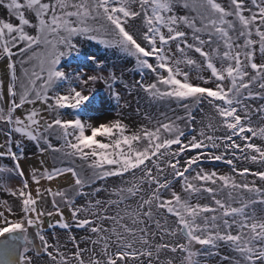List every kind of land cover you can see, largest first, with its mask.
<instances>
[{
  "label": "snow or ice",
  "instance_id": "snow-or-ice-1",
  "mask_svg": "<svg viewBox=\"0 0 264 264\" xmlns=\"http://www.w3.org/2000/svg\"><path fill=\"white\" fill-rule=\"evenodd\" d=\"M0 9L8 76L6 90L0 79L8 129L0 157L14 162L0 167V186L15 197L0 205V264H264V0H0ZM85 41L133 58L141 77L133 86L183 115L162 112L135 129L89 115L122 107L118 85H129L117 65L83 51ZM66 59L88 71L66 70ZM64 109L74 118H63ZM25 139L60 166L41 160L26 177ZM204 160L230 172L207 170ZM69 174V190L42 189ZM13 177L15 189L6 186ZM113 177L119 185L96 186ZM101 192L108 198H95ZM205 196L210 203L200 202ZM46 223L85 235L70 234L73 250H62Z\"/></svg>",
  "mask_w": 264,
  "mask_h": 264
},
{
  "label": "rangeland",
  "instance_id": "rangeland-1",
  "mask_svg": "<svg viewBox=\"0 0 264 264\" xmlns=\"http://www.w3.org/2000/svg\"><path fill=\"white\" fill-rule=\"evenodd\" d=\"M4 16V11L0 9V17ZM103 46L96 45L94 41H85L83 45V51H92L95 52L97 56L99 57H104L107 58V61L109 64H115L117 65L118 71L123 70L124 71V81L129 85L128 88H124L123 84L118 85V90L121 92L122 95V100L121 104L123 105L120 108H117L115 102H113L110 106H106V108L103 110V112H95V113H89V115L93 116H99L101 120L105 119H122L123 123L127 124L130 129H135L140 127L142 124H147L148 120L146 117H151L153 123L157 119H162V116L160 115L162 112L164 113H171L170 110L172 109V106H175V103H167V102H153L148 99V97L138 88L134 87L133 85L135 82L139 79H141L140 74L138 71L134 69L133 70H128L127 67L130 64V57H119L117 55H113L110 51L105 50ZM105 54V56H104ZM198 55V54H197ZM62 65L65 67L66 70H71V69H77V70H83V71H88V69L82 65H79L75 62H72L71 65L69 66L68 60L62 61ZM5 62L3 60H0V79H3L5 81V90H6V85L8 81V76L5 72ZM18 72H19V67H18ZM98 90H100L103 93L104 85L102 83H97L95 86ZM259 101H256L254 106L259 105ZM38 107H40L39 104H37ZM30 106H25V108H28ZM209 109L207 106H205V111H208ZM25 109H19L17 111V114H20L24 112ZM52 115L55 116V113H51ZM50 112L48 111H43L42 115L47 118L49 121H51V115ZM119 114V115H118ZM197 115V121L201 118V114L199 112L196 113ZM53 116V117H54ZM61 116L63 118H74V112L71 109H64L61 111ZM254 122L258 123L259 121L257 120L256 117H253ZM197 127H199V124H197ZM8 132V129L4 127L2 123H0V144H3L6 139L8 138L6 133ZM20 139L18 134L12 133V149L13 151H16L19 153L20 149L16 147L15 141ZM97 139H104L102 137H97ZM257 143H260L259 140L256 141ZM24 149L23 153V158L20 160L21 167L25 171L26 177H30L32 169H41V160L45 162L44 166H47L48 168L53 167V161L50 158L49 155L44 154L42 155L40 152H36L33 154H30L29 156L27 155L31 150H33V147L31 145H21ZM175 147V146H174ZM3 150V149H0ZM27 155V156H26ZM5 159V158H4ZM3 159V160H4ZM4 164L0 165V167H13L14 162L11 161L10 158L5 159L3 161ZM13 163V164H12ZM238 167H241L240 164H249L246 161H237L236 162ZM59 162H56L55 165H59ZM202 166L207 169V170H217L220 173H229L230 172V167L223 161H201ZM249 167V165H247ZM258 167V165H257ZM5 177H8L9 174L5 173ZM20 184V178L19 177H13L9 178L7 180V187L9 188H17L19 187ZM73 184V180L69 175H65L62 177H59L57 180L51 182L42 181L41 187L42 189L45 187H52L53 190H56L57 188L64 189V190H69ZM33 191L35 189V185L32 186ZM47 195V194H45ZM50 197V204L52 197ZM4 201H7L9 204L14 205L15 204V197H12L8 192L4 190V186H0V205ZM201 203H210V200L208 198H202L200 200ZM49 204V205H50ZM47 206L49 209L51 206ZM63 211H64V216L67 220H70V212L66 207L62 205ZM0 210H3L2 207H0ZM58 219V217H53L52 220L55 221ZM45 230L46 234L49 238L50 243H55L56 241L54 240V234L55 236L58 237L59 243L63 247L66 246L68 250H73L72 245L68 243V237L69 235H75L77 238L81 237L77 235V230L72 229L71 232L69 231H58L56 229L54 230H49L47 228V223L45 224ZM85 235V232L83 233ZM37 244L39 241H36ZM214 260V258H213ZM211 261V263L213 262ZM38 264H46L45 259H41L38 261Z\"/></svg>",
  "mask_w": 264,
  "mask_h": 264
},
{
  "label": "trees",
  "instance_id": "trees-1",
  "mask_svg": "<svg viewBox=\"0 0 264 264\" xmlns=\"http://www.w3.org/2000/svg\"><path fill=\"white\" fill-rule=\"evenodd\" d=\"M103 52H105V50L103 51ZM104 56H105V54H104ZM106 57V56H105ZM130 64L128 65V67H127V69L128 70H133L134 71V69H135V61H134V59L133 58H131L130 57ZM260 102V101H259ZM172 109L170 110V112L171 113H169V114H167L168 116H170V117H172V116H174L175 114H180V115H183V111H182V109H179L177 106H176V104H175V106H172L171 107ZM174 110V111H173ZM51 114V113H50ZM51 116V118H53V116L54 115H50ZM162 119H163V117H162ZM258 120V119H257ZM52 141H53V143L55 144V143H57V140H56V138H55V136H53L52 137ZM27 145H31L32 147H33V150H31L27 155L29 156L30 154H33V153H36V152H39L38 151V149H37V147H36V145H35V143L34 142H32V141H30ZM26 155V156H27ZM50 156V158L52 159V161H53V164H56V162H59L60 163V161L59 160H55L51 155H49ZM79 163V162H78ZM13 164V163H12ZM238 165V164H237ZM241 165V167H244V166H247V165H249V167H251V168H253V169H255V168H257V165H252V164H240ZM56 166H60V164L59 165H56ZM230 167V166H229ZM120 184V180L118 179V178H108V180H106V181H104V182H97V184H96V186H104V185H106L109 189H111V187H113V186H115V185H119ZM85 191L86 192H91L92 191V189H90V188H86L85 189ZM95 198H99V199H102V200H104V199H107L108 198V192H101V193H99L98 194V196H96ZM88 199V197H85V198H83V199H79L78 200V203H80V204H83V203H85V201ZM194 202H195V198H194ZM69 222H71V219L69 220ZM170 223H171V220H170ZM56 230H58V231H69V230H64V229H60L59 227H56L55 228ZM72 229H75V230H77V235H79V236H83V233H84V230L83 229H77L74 225L72 226V228H71V230ZM49 230H54V229H49ZM80 237H78L77 239H79ZM84 245H82V247H83ZM225 251L226 250H224V249H221V254H225ZM211 264H219V260H218V258H214V260H213V262L211 263Z\"/></svg>",
  "mask_w": 264,
  "mask_h": 264
},
{
  "label": "crops",
  "instance_id": "crops-1",
  "mask_svg": "<svg viewBox=\"0 0 264 264\" xmlns=\"http://www.w3.org/2000/svg\"><path fill=\"white\" fill-rule=\"evenodd\" d=\"M30 141H28V140H23V145H27L28 143H29ZM8 159L9 157H7V156H4V157H0V165H2V164H4V162L3 161H5V159ZM4 159V160H3ZM47 201H48V205L50 204V197H49V195H45V197H44ZM47 205V206H48ZM49 206H51L50 207V210H51V208H52V205L50 204Z\"/></svg>",
  "mask_w": 264,
  "mask_h": 264
}]
</instances>
